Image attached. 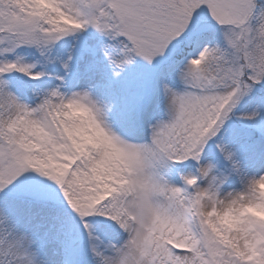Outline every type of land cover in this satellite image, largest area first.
Returning <instances> with one entry per match:
<instances>
[{
	"label": "snow or ice",
	"instance_id": "1",
	"mask_svg": "<svg viewBox=\"0 0 264 264\" xmlns=\"http://www.w3.org/2000/svg\"><path fill=\"white\" fill-rule=\"evenodd\" d=\"M0 264H264V0H0Z\"/></svg>",
	"mask_w": 264,
	"mask_h": 264
}]
</instances>
